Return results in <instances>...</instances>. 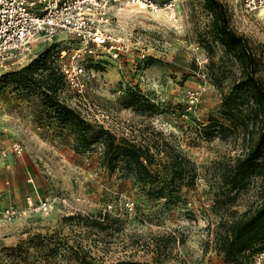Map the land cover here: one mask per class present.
Here are the masks:
<instances>
[{
  "label": "rangeland",
  "instance_id": "1",
  "mask_svg": "<svg viewBox=\"0 0 264 264\" xmlns=\"http://www.w3.org/2000/svg\"><path fill=\"white\" fill-rule=\"evenodd\" d=\"M153 1L159 10L113 12L109 30L127 39L129 50L117 60L81 55V94L65 81L49 93L83 123L62 121L46 105L40 85L52 77L35 70L45 60L59 76L79 47L70 35L58 33L0 71V211L21 207L27 197L69 203L0 217V264H79L76 255L104 263L225 264L214 248L218 222L253 210L264 198V177L251 176L230 193V203H213L216 163L233 162L242 143L234 133L206 138L201 129L210 118L221 120V95L240 71L214 32L211 0ZM215 1L229 27L248 39L264 82V16L245 13L241 0ZM138 51L145 60L137 59ZM100 129L114 145L145 151L149 176L122 156L111 161L119 151L108 148ZM260 253L247 250L241 260L264 264Z\"/></svg>",
  "mask_w": 264,
  "mask_h": 264
},
{
  "label": "trees",
  "instance_id": "2",
  "mask_svg": "<svg viewBox=\"0 0 264 264\" xmlns=\"http://www.w3.org/2000/svg\"><path fill=\"white\" fill-rule=\"evenodd\" d=\"M210 2L215 9L213 26L217 39L235 58L240 69L238 78L231 83L228 91L221 95L218 104L221 120L210 118L209 123L201 127L206 138H211L214 133L220 134L221 137L228 133L241 137V153L233 158V162L216 163L219 182L213 203L219 206L230 203L234 198V194L230 193L244 188L251 176L264 177V82L257 75V59L248 39L229 27L225 12L217 1ZM38 69L48 71V76L52 77L49 83L47 80L40 85L44 88L46 105L54 109L62 121L83 123L78 113H74L49 94L51 91L55 93L56 84L64 81L62 74L57 76L55 71L46 65L45 60L38 63L35 70ZM87 129L88 125L85 131ZM100 130L106 137L108 148L119 151L110 155L111 161L115 162L122 156L134 165L139 174L149 176L147 165L151 164V159L145 151L134 146L114 145L112 135L106 130ZM214 248L221 254V260L225 264H244L241 257L245 251H263L264 198L253 210L230 221H219ZM76 260L79 264H147L136 260L94 262L90 257L78 255Z\"/></svg>",
  "mask_w": 264,
  "mask_h": 264
},
{
  "label": "built area",
  "instance_id": "3",
  "mask_svg": "<svg viewBox=\"0 0 264 264\" xmlns=\"http://www.w3.org/2000/svg\"><path fill=\"white\" fill-rule=\"evenodd\" d=\"M124 7L160 9L153 0H0V71L25 58L35 45L49 44L58 33L64 32L79 47L71 49V63L64 64L60 72L69 88L81 94L84 88L81 55L87 54L96 62L103 55L117 60L129 50L128 40L109 30L113 12ZM241 7L247 14L264 16V0H241ZM167 8L174 18V3L169 2ZM60 52V56L65 54L63 50ZM137 59L145 60V53L138 51ZM12 146L16 153L22 150L19 143ZM56 202L69 205L65 197L52 200L27 197L19 208L12 205L2 208L0 217L10 220L15 216L47 213Z\"/></svg>",
  "mask_w": 264,
  "mask_h": 264
},
{
  "label": "bare ground",
  "instance_id": "4",
  "mask_svg": "<svg viewBox=\"0 0 264 264\" xmlns=\"http://www.w3.org/2000/svg\"><path fill=\"white\" fill-rule=\"evenodd\" d=\"M61 33H64V32H61Z\"/></svg>",
  "mask_w": 264,
  "mask_h": 264
}]
</instances>
